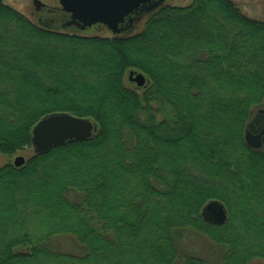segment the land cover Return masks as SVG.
Returning <instances> with one entry per match:
<instances>
[{
  "label": "trees",
  "instance_id": "1",
  "mask_svg": "<svg viewBox=\"0 0 264 264\" xmlns=\"http://www.w3.org/2000/svg\"><path fill=\"white\" fill-rule=\"evenodd\" d=\"M139 12L121 34L86 35L0 0V152L33 148L48 114L98 127L20 167L0 165V264L264 260V146L245 141L264 109V20L233 0ZM133 70L148 80L143 92L126 81ZM212 200L225 205V223L203 217ZM191 232L220 258L183 252ZM60 237L75 248L57 246Z\"/></svg>",
  "mask_w": 264,
  "mask_h": 264
},
{
  "label": "water",
  "instance_id": "2",
  "mask_svg": "<svg viewBox=\"0 0 264 264\" xmlns=\"http://www.w3.org/2000/svg\"><path fill=\"white\" fill-rule=\"evenodd\" d=\"M59 6L49 8V12L61 9L70 14L71 21L63 25H75L81 30L93 27L95 25H104L113 34L123 33L127 27L122 25L132 14H140L139 10L150 12L166 0H57ZM33 5L37 11H42L46 4L43 0H33ZM129 21L132 24V19ZM129 81L143 86L147 79L146 76L133 70L129 74ZM258 116L251 121L245 134V141L250 148L260 149L263 147L264 127L261 124L264 118V109H259ZM259 124L258 128H254ZM98 130L97 124L89 118L77 117L67 112H57L44 116L32 129V144L37 154H43L53 148L74 143L86 141L95 136ZM26 159L24 156H17L14 164L17 167L22 166ZM203 217L211 219L219 224L225 223L228 219V213L225 205L217 200L208 202L202 211Z\"/></svg>",
  "mask_w": 264,
  "mask_h": 264
},
{
  "label": "rangeland",
  "instance_id": "3",
  "mask_svg": "<svg viewBox=\"0 0 264 264\" xmlns=\"http://www.w3.org/2000/svg\"><path fill=\"white\" fill-rule=\"evenodd\" d=\"M191 1L192 0H166L165 4L187 5L190 4ZM233 1L237 3L238 6L243 11L246 12V15L248 17L257 20H264V0H233ZM5 2L7 4L14 6L16 9L23 12L24 14H26L31 20H33L37 24L49 28L46 23L39 20V16H42V14L34 13L35 9L33 5V0H5ZM43 3H45L46 6L49 8H55L59 6V2L57 0H43ZM144 22L145 20L142 19V22L137 26L135 30L132 31V33H137L141 31ZM83 34L99 35V36L112 35V33L105 26H94L89 31L84 32ZM129 74L130 72L127 74L126 81L130 85V87L137 89L139 92H143V90L146 88L148 84V80L143 86H138L137 84H134L129 81ZM256 114L257 112L255 111L253 117ZM262 120L263 121L261 123L264 127V118ZM263 142H264V136H263ZM34 153H35L34 148H26L25 150L18 152L14 156H7L0 152V165H3L7 162H14L17 156H24L25 159H28L31 156H33ZM55 242L57 246L65 250H73L76 244L74 239H71L69 237L56 238ZM181 247L183 252L185 253H191L196 256L204 257L210 261H217L222 254V249L220 247L214 245L204 235L194 232L186 234L184 241H181ZM252 264H264V260H256L253 261Z\"/></svg>",
  "mask_w": 264,
  "mask_h": 264
},
{
  "label": "flooded vegetation",
  "instance_id": "4",
  "mask_svg": "<svg viewBox=\"0 0 264 264\" xmlns=\"http://www.w3.org/2000/svg\"><path fill=\"white\" fill-rule=\"evenodd\" d=\"M35 9V8H34ZM49 7H44L42 9V11H37L36 9L34 10V13L35 14H42V16H39V20L46 23L48 25V27L50 28H58L60 30H67V31H76V32H81V33H84V32H87L89 31L91 28H87L85 30H81L79 29L78 27H76L75 25H71V26H65V27H62L63 25H65L66 23H68L69 21H71V17H70V14L66 13V12H62V10H53L52 12H49ZM148 13V12H147ZM131 20V18H130ZM130 22V21H129ZM131 23V22H130ZM123 26V25H122ZM132 27V26H131ZM130 29H133L131 28ZM93 28V27H92ZM258 114H256L252 121L257 118ZM261 120H260V125H261ZM258 125L259 124H255V127L254 128H258ZM208 221H211V222H214V223H217L211 219H208Z\"/></svg>",
  "mask_w": 264,
  "mask_h": 264
}]
</instances>
